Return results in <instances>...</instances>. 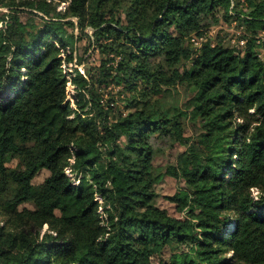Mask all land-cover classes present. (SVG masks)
Masks as SVG:
<instances>
[{
  "label": "trees",
  "instance_id": "obj_1",
  "mask_svg": "<svg viewBox=\"0 0 264 264\" xmlns=\"http://www.w3.org/2000/svg\"><path fill=\"white\" fill-rule=\"evenodd\" d=\"M60 1L0 0V264H154L166 247L160 264H264V0ZM22 5L40 20H23ZM219 12L214 45H195ZM227 25H242V44ZM85 37L99 69H74L73 107L59 54L72 62ZM176 84L190 91L198 148L155 165L186 129L181 108L155 97ZM115 86L124 110L109 118ZM167 175L187 191L166 196L182 216L156 203Z\"/></svg>",
  "mask_w": 264,
  "mask_h": 264
},
{
  "label": "rangeland",
  "instance_id": "obj_2",
  "mask_svg": "<svg viewBox=\"0 0 264 264\" xmlns=\"http://www.w3.org/2000/svg\"><path fill=\"white\" fill-rule=\"evenodd\" d=\"M68 0H64V1H60V3L57 6V10H63L64 7L67 5ZM18 8L21 10L20 11V15L21 18L23 20H27V19H35L36 21L40 20L39 15H41L42 13L27 7V6H18ZM9 7L7 6H1L0 7V12H8L9 11ZM241 12H248L247 9L245 7H241L239 9ZM218 15L220 14L217 13ZM221 16L219 15L216 16V18H209V24H208V29H211L212 27L217 28L216 30L221 29V25L220 21H221ZM7 18V16H6ZM67 19H71L74 21V23H76V17H66L63 18V20H67ZM220 19V20H219ZM3 24V21H0V26ZM229 24V23H228ZM259 27L261 26L260 22H258ZM229 29L226 30V35L229 34V32L232 30V26L227 25ZM74 32L79 34L81 32H79V28L75 25V27L73 28ZM264 30V29H262ZM92 33V29L87 27L85 28V31L82 32V36H85L86 34L90 35ZM223 33V34H224ZM222 36V34H221ZM88 45L89 50L87 51L86 54H83L84 49V45ZM73 54L75 55L74 59L72 62H66L65 56L67 55V52L64 51L63 48L60 49V54L59 56L62 58V67H63V71L66 73V78H67V82H66V98L65 100L69 101L70 104L73 107L77 106L76 103V96L78 93L77 90V84L74 83V80L72 78V75L74 74V69H77L80 73H83L84 75L86 74L87 69L89 68L90 71L92 70L93 72H97L98 74V65H99V59H100V54L99 52L96 51H92V42H88L87 41V37H85V39H83L82 41H80V46L78 49H74L73 50ZM78 55V56H77ZM84 56V58L86 59V57L88 55H90V57L87 59V61H85V63H77L78 62V57L79 56ZM22 74H25V69H22ZM157 83L156 80L152 81V85H155ZM109 90H105L104 94H103V102L106 104V99L108 98H115L117 101V107H113L109 110H111L109 112V118H113L114 115H116L118 113V111H123L124 110V106L122 104V98L125 95L124 92L120 91L119 92V86H115L114 89L112 88H108ZM99 90V88H98ZM146 91V90H145ZM85 96H89L87 91H84ZM190 91L188 88H186L183 84H176L173 87H161L160 89L158 88L157 91L155 90V97H159L160 99H162L165 104H170V103H175L177 104L182 111L183 116L187 115L188 109H187V101L189 98V94ZM89 104L87 106L84 107V109L86 110L87 108H89ZM254 109H250V112H253ZM73 115V114H72ZM71 115V116H72ZM240 119V118H239ZM184 122H185V132L183 134V137L181 138V140L179 142H177L174 147L170 150H167L162 156H157L155 158V160L153 161L155 165L157 164H165L166 162H179L180 159L184 158L188 153L194 151L195 149L198 148V144L193 140V132H192V125L189 122V120L187 119V117L185 116L184 118ZM72 161V159L70 160ZM15 161L13 160L10 165H14ZM66 173L68 175L71 176V178L73 179V182L75 184H78L81 174L77 173L75 174V172L71 171L70 167H66L65 169ZM48 171L45 169H42L41 171H39L36 176L33 179L34 183H39L46 175H47ZM155 190L157 192V197H156V203L158 205H160L161 207H164L167 209V211L170 214L176 215V216H182L184 214L183 211L177 210L176 209V203L172 200H169L166 198L167 195H172L174 193H187L185 187H184V183L182 180L177 179L173 176L167 175L164 177L163 180H161L159 183L156 184L155 186ZM251 194L254 195L255 197H257V195L260 193V189L258 187H251ZM95 199H97V201L99 202V208H98V212L102 213L103 209H102V198L97 195L95 197ZM2 218L0 217V222H2ZM232 223L229 222L227 224V226L229 227ZM47 225L45 224L43 226L42 229V233L43 231L46 229ZM171 249H168L167 247L164 249L163 254L162 255H154L153 257V263L154 264H160L163 261H166L169 258V255L171 253ZM228 255L231 254V252L227 253ZM8 255L10 257H18L19 254L13 253V252H9Z\"/></svg>",
  "mask_w": 264,
  "mask_h": 264
},
{
  "label": "built area",
  "instance_id": "obj_3",
  "mask_svg": "<svg viewBox=\"0 0 264 264\" xmlns=\"http://www.w3.org/2000/svg\"><path fill=\"white\" fill-rule=\"evenodd\" d=\"M231 7H232V2H231ZM233 24L236 23L235 20L232 21ZM232 26V30L229 32V34L227 36L230 37L231 42H235L236 39L238 40L239 44H242L244 42V39L241 38V33H242V25H239V27H235L234 25ZM217 28L212 27L211 29L208 30V32H196L192 35L191 37V41L195 44V45H200L203 42H206L207 44H209L210 46L214 45V41L212 39V36L216 33ZM225 29H229L227 27H225ZM260 38H264V30H261L259 36Z\"/></svg>",
  "mask_w": 264,
  "mask_h": 264
},
{
  "label": "bare ground",
  "instance_id": "obj_4",
  "mask_svg": "<svg viewBox=\"0 0 264 264\" xmlns=\"http://www.w3.org/2000/svg\"><path fill=\"white\" fill-rule=\"evenodd\" d=\"M231 227H232V224L228 227V229L231 228Z\"/></svg>",
  "mask_w": 264,
  "mask_h": 264
}]
</instances>
